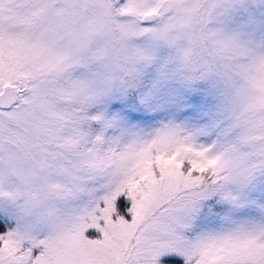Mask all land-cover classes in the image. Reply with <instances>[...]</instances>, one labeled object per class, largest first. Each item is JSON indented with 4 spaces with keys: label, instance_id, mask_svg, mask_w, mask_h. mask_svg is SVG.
I'll list each match as a JSON object with an SVG mask.
<instances>
[{
    "label": "snow or ice",
    "instance_id": "snow-or-ice-1",
    "mask_svg": "<svg viewBox=\"0 0 264 264\" xmlns=\"http://www.w3.org/2000/svg\"><path fill=\"white\" fill-rule=\"evenodd\" d=\"M0 264H264V0H0Z\"/></svg>",
    "mask_w": 264,
    "mask_h": 264
}]
</instances>
